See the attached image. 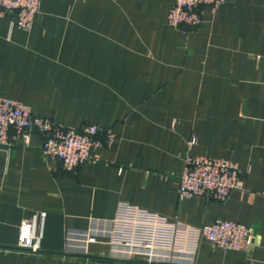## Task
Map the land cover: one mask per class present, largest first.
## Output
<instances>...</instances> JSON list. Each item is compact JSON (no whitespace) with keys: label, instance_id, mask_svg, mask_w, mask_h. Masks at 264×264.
<instances>
[{"label":"crops","instance_id":"0c3cea01","mask_svg":"<svg viewBox=\"0 0 264 264\" xmlns=\"http://www.w3.org/2000/svg\"><path fill=\"white\" fill-rule=\"evenodd\" d=\"M173 5L41 0L30 32L14 13L0 18V98L69 129L117 135L73 173L43 157L38 136L29 148H0V264H142L109 260L103 244L65 253L69 230L113 219L120 202L192 227L246 225L248 252L204 240L195 264H264V0L203 9L190 33L169 26ZM187 154L237 164L242 190L181 201ZM41 213L39 253L19 249L20 224Z\"/></svg>","mask_w":264,"mask_h":264},{"label":"built area","instance_id":"2783aa9c","mask_svg":"<svg viewBox=\"0 0 264 264\" xmlns=\"http://www.w3.org/2000/svg\"><path fill=\"white\" fill-rule=\"evenodd\" d=\"M226 0H174L167 21L186 33L203 23L202 10L214 16ZM41 0H0V18L17 15V27L30 32ZM42 140L46 160H57L66 172H76L91 161V152L111 148L117 135L112 128L95 125L80 130L69 129L33 115L31 109L14 100L0 98V148H29L31 140ZM194 141H192V144ZM240 168L232 162L187 154L180 176L178 196L181 201L195 197L224 202L233 192L242 190ZM46 213L24 220L19 227L18 247L37 254L44 235ZM223 252H248L253 246L251 230L233 221L192 227L126 202H120L111 220L93 221L86 230H69L66 255L88 256L91 245H107L109 260L142 264H195L202 241Z\"/></svg>","mask_w":264,"mask_h":264}]
</instances>
